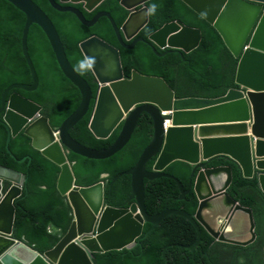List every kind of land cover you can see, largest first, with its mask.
Wrapping results in <instances>:
<instances>
[{"label": "water", "instance_id": "95a60500", "mask_svg": "<svg viewBox=\"0 0 264 264\" xmlns=\"http://www.w3.org/2000/svg\"><path fill=\"white\" fill-rule=\"evenodd\" d=\"M7 1L26 15L21 47L33 83L14 84L1 97L0 115H3V123L8 126L6 146H9L12 138L23 132L31 138L34 149L60 167L57 190L62 197H67L75 220L58 247L43 256L16 241L13 237L16 214L14 202L21 197L28 179L0 165V264H91L93 254L130 249L142 236L145 224L152 226V230L143 240L170 217L186 220L197 233V242L182 250L194 252L199 247L201 229L217 244L248 248L256 242L257 226L253 211L235 202L228 194L233 183L232 169L209 168L208 165L217 159L232 161L243 178L257 180L264 194V0H183L214 26L232 54L241 58L236 79L241 89L232 90L226 97L219 99L181 100L176 98L175 91L159 76L144 75L135 70L131 78L125 77L119 49L99 36H91L80 43L94 73V82L98 85L97 95L93 98L88 82L69 63L57 29L43 9L32 0ZM103 1L48 0L54 10L74 13L87 27L107 17L119 43L126 49H132L144 40V37L137 35L150 21V10L146 5L150 0H120L121 6L130 12L121 27L116 25L107 11H99L87 20L77 6L66 4L83 2V8L91 12ZM33 23L45 33L60 70L82 97L79 108L62 124L57 137L53 134L49 120L37 116L41 108L15 91L33 93L39 85L28 51V35ZM125 40L132 42L127 44ZM150 40L155 46L168 49L159 53L155 48L161 56L171 52V49L190 54L200 48L203 33L200 28L176 20L152 33ZM249 41L250 48L244 52ZM92 100L94 107L90 129L97 138L109 140L122 128L117 142L108 150L93 151L69 135V130L86 117ZM242 102L246 105L245 114L237 106ZM145 113L152 117L155 138L138 165L126 175L132 177V189L123 206L133 203L129 209L105 208L104 185L77 188L67 154L70 152L95 162L114 158L131 143ZM163 113L170 114L173 120L169 129L165 127ZM183 113H201L217 120L179 125L178 118ZM250 120L251 136H247V122ZM195 126H199L197 131ZM241 141H245L244 146L237 144ZM212 144H216L219 149L215 153L208 150ZM8 153L11 155L9 149ZM238 155H243V158ZM153 161L157 162L153 173H150L147 168ZM174 163L193 168L186 194L175 178L163 173ZM122 177H118L115 183ZM161 178L173 180L178 185L181 202L191 191L194 192L199 203L194 216L170 210L156 217L148 215L144 182ZM94 234L96 238L93 240L90 236ZM77 239L80 241L74 243ZM79 246H83L85 251Z\"/></svg>", "mask_w": 264, "mask_h": 264}, {"label": "trees", "instance_id": "16d2710c", "mask_svg": "<svg viewBox=\"0 0 264 264\" xmlns=\"http://www.w3.org/2000/svg\"><path fill=\"white\" fill-rule=\"evenodd\" d=\"M51 18L55 24L65 52L73 68L97 91L87 61L79 46L80 42L93 34L118 47L121 51L125 75L130 77L133 70L144 74L160 76L176 92L177 98L224 96L230 89L237 88L236 75L239 60L226 47L223 38L214 26L204 19L183 0H150L147 6L151 12L149 24L141 30L139 36L144 40L132 49L122 47L116 37L110 20L102 17L92 27L83 25L72 12L54 10L48 0H33ZM120 0H105L94 12H86L82 4L77 6L90 19L100 10L111 13L118 27L129 15V11L119 3ZM25 14L7 0H0V99L5 89L16 83H31V74L21 50ZM182 20L188 26L202 29L203 42L197 50L185 54L176 49L159 55L150 35L166 23ZM130 43V42H128ZM29 55L37 71L40 85L33 93L15 90L22 96L43 106V114L50 119L53 127L62 124L65 118L78 108L81 101L79 90L60 71L55 56L44 32L33 23L28 36ZM164 52V50H160ZM89 114L71 131V135L83 145L103 151L110 149L117 141L120 130L110 140L98 139L90 132ZM2 117L0 116V120ZM7 126L0 123V165L13 169L26 176L22 196L15 201L16 217L14 238L26 243L40 254L52 250L66 235L73 220L72 210L67 200L59 195L56 182L60 168L44 158L31 146V139L20 134L12 139L7 147ZM154 123L149 114H143L138 129L129 146L114 158L104 161H88L75 154L69 155L73 164V173L78 187L89 188L100 183L106 184V205L128 209V200L132 189V178L124 176L118 183L116 178L125 175L139 163L143 153L154 137ZM14 154V158L8 153ZM24 162L19 160L30 158ZM156 161L148 165L151 172ZM232 166L233 184L229 195L240 201L245 208L254 211L258 239L247 249L217 245L212 247L213 239L203 230L201 244L194 251L182 250L174 246L191 247L197 242V233L193 226L179 217L167 218L141 245L134 250L111 252L95 255L94 264H264V195L257 181L247 180L231 163L217 160L210 167ZM192 168L183 163H175L166 172L178 179L187 190ZM108 176L103 179V176ZM145 204L151 216H157L166 210L185 211L195 215L198 207L191 193L181 202L177 184L162 179L144 182ZM261 202L262 205H259ZM50 231H48V229ZM152 226L146 225L144 234ZM166 248V259L162 254ZM239 262V263H238Z\"/></svg>", "mask_w": 264, "mask_h": 264}, {"label": "clouds", "instance_id": "9594fccd", "mask_svg": "<svg viewBox=\"0 0 264 264\" xmlns=\"http://www.w3.org/2000/svg\"><path fill=\"white\" fill-rule=\"evenodd\" d=\"M33 1V0H32ZM105 1V0H104ZM103 1V2H104ZM9 2V1H8ZM103 2H101L93 11H91V12H94ZM11 3V2H10ZM119 3H120V1H119ZM12 4V3H11ZM67 5H74V6H77L78 4H82V7H83V2H78V3H71V2H69V3H66ZM38 5V4H37ZM121 5V4H120ZM147 5V4H146ZM15 6V5H14ZM39 6V5H38ZM51 6V5H50ZM16 7V6H15ZM40 7V6H39ZM78 7V6H77ZM17 8V7H16ZM41 8V7H40ZM79 8V7H78ZM139 8V6L138 7H136V9H138ZM149 8V7H148ZM18 9V8H17ZM42 9V8H41ZM80 9V8H79ZM84 9V8H83ZM126 9V8H125ZM20 10V9H19ZM81 10V9H80ZM85 11H86V9H84ZM21 11V10H20ZM81 11H83V10H81ZM100 11H105V10H100ZM129 11V10H128ZM86 12H88V11H86ZM91 12H88V13H91ZM97 12H99V11H97ZM96 12V13H97ZM108 12V11H107ZM95 13V14H96ZM110 13V12H109ZM83 14H84V12H83ZM94 14V15H95ZM111 14V13H110ZM129 14H130V12H129ZM93 15V16H94ZM26 16V15H25ZM84 16H85V14H84ZM112 16V15H111ZM129 16V15H128ZM77 17V16H76ZM50 18V17H49ZM85 18H86V16H85ZM51 19V18H50ZM87 20H90V19H92V17L90 18V19H88V18H86ZM114 19V18H113ZM127 19V18H126ZM150 19H151V12H150ZM205 19V18H204ZM115 21V20H114ZM176 21V20H175ZM25 22H26V20H25ZM53 22V21H52ZM125 22V21H124ZM123 22V23H124ZM150 22V21H149ZM173 22V21H172ZM116 23V22H115ZM54 24V23H53ZM149 24V23H148ZM147 24V25H148ZM55 25V24H54ZM117 25V24H116ZM122 26V25H121ZM56 27V26H55ZM162 28V27H161ZM195 28H197V27H195ZM57 29V28H56ZM114 29V28H113ZM201 29V28H200ZM159 30V29H158ZM202 30V29H201ZM57 32H58V30H57ZM141 32V31H140ZM139 32V33H140ZM156 32V31H155ZM58 34H59V32H58ZM23 35V34H22ZM44 35H45V33H44ZM29 36V35H28ZM59 36H60V34H59ZM91 36H99V35H96V34H93V35H91ZM90 36V37H91ZM139 36V34L137 35V37ZM46 37V36H45ZM90 37H88V38H90ZM100 37V36H99ZM143 37V36H142ZM87 38V39H88ZM150 38V37H149ZM47 39V38H46ZM60 39H61V37H60ZM103 39V38H102ZM86 40V39H85ZM118 40V39H117ZM48 41V40H47ZM84 41V40H83ZM224 41V40H223ZM82 42V41H81ZM80 42V43H81ZM119 42V41H118ZM125 42L127 43V44H130L131 42H132V40H125ZM128 42H130V43H128ZM152 42V41H151ZM203 42V41H202ZM49 43V42H48ZM153 43V42H152ZM225 43V42H224ZM111 44V43H110ZM120 44V43H119ZM112 45V44H111ZM121 45V44H120ZM153 45H154V48H157L158 49V51H159V53H164L166 50H168V49H163V48H159L158 46H155V44L153 43ZM226 45V44H225ZM49 46H50V44H49ZM64 46V45H63ZM79 46H80V44H79ZM114 46V45H113ZM116 47V46H115ZM227 47V46H226ZM51 48V47H50ZM81 48V47H80ZM118 48V47H117ZM228 48V47H227ZM250 48V41L247 43V45L245 46V48H244V52L246 51V50H248ZM64 49H65V47H64ZM119 49V48H118ZM21 50H22V47H21ZM52 50V49H51ZM156 50V49H155ZM160 50H164V52H161ZM228 50H229V48H228ZM28 51H29V48H28ZM81 51H82V49H81ZM119 51H120V49H119ZM179 51V50H178ZM230 51V50H229ZM53 52V51H52ZM157 52V51H156ZM171 52H172V49H171ZM182 52V51H181ZM231 52V51H230ZM22 53H23V50H22ZM66 53V52H65ZM83 53V52H82ZM158 53V52H157ZM158 53V54H159ZM170 53V52H169ZM232 53V52H231ZM54 54V53H53ZM168 54V53H167ZM84 55V54H83ZM120 55H121V51H120ZM160 55V54H159ZM236 59H238L239 60V65H240V62H241V58H237L234 54H232ZM30 56V55H29ZM66 56H67V54H66ZM164 56V55H163ZM23 57H24V55H23ZM85 57V56H84ZM31 58V57H30ZM68 58V57H67ZM25 59V58H24ZM86 59V58H85ZM69 60V59H68ZM26 61V60H25ZM32 61V60H31ZM87 61V60H86ZM121 61H122V55H121ZM33 63V62H32ZM70 63V62H69ZM58 64V63H57ZM71 64V63H70ZM87 64H88V67H89V69H90V71H91V75H92V77H93V83L95 84V82H94V79H95V76H94V73H93V71H92V68H91V66H90V64H89V62L87 61ZM34 65V64H33ZM72 66V65H71ZM35 67V66H34ZM73 67V66H72ZM122 68H123V71H124V67H123V62H122ZM74 69V68H73ZM238 69H239V66H238ZM238 69H237V73H238ZM75 70V69H74ZM136 70V69H135ZM135 70H133V72L135 71ZM35 71H36V69H35ZM61 71V70H60ZM76 71V70H75ZM138 71V70H137ZM62 72V71H61ZM77 72V71H76ZM138 72H140V71H138ZM36 73H37V71H36ZM78 73V72H77ZM140 73H142V72H140ZM63 74V73H62ZM79 74V73H78ZM142 74H144V73H142ZM64 75V74H63ZM80 75V74H79ZM124 75H125V71H124ZM132 75H133V73H132ZM132 75L129 77V78H131L132 77ZM144 75H148V74H144ZM37 76H38V74H37ZM65 76V75H64ZM81 76V75H80ZM152 76H155V75H152ZM82 77V76H81ZM125 77H127L126 75H125ZM160 77V76H159ZM66 78V77H65ZM82 78H84V77H82ZM38 79H39V77H38ZM85 79V78H84ZM236 79H237V75H236ZM68 80V79H67ZM86 80V79H85ZM165 80V79H164ZM69 81V80H68ZM87 81V80H86ZM166 81V80H165ZM88 82V81H87ZM167 82V81H166ZM33 83V81H32V79H31V83H29V84H26V83H16V84H23V85H31ZM72 84V83H71ZM88 84H89V82H88ZM237 84V83H236ZM14 85V84H13ZM39 85H40V80H39ZM39 85H38V87H39ZM96 85V87H97V91L95 92V94H94V92H93V89L91 88V90H92V93H93V98L97 95V92H98V85L97 84H95ZM10 86H12V85H10ZM10 86H8V87H10ZM89 86H90V84H89ZM170 86V85H169ZM7 87V88H8ZM91 87V86H90ZM171 87V86H170ZM6 88V89H7ZM172 88V87H171ZM5 89V90H6ZM38 89V88H37ZM173 89V88H172ZM239 89H241L240 87H239V85H238V87L237 88H232V89H230L224 96H222V97H218V98H206V97H190V98H200V99H219V98H223V97H226L228 94H229V92L230 91H232V90H239ZM174 90V89H173ZM4 93V92H3ZM3 93H2V95H3ZM176 93V92H175ZM17 94H19V93H17ZM20 96H22L21 94H19ZM2 97V96H1ZM23 98H25V99H27V100H29V101H31L33 104H35V105H37L38 107H40L41 108V110L37 113V116L39 117V118H47L48 120H49V124H50V126L52 127V131H53V134H54V136H59L60 135V132H59V129H60V127L62 126V124L79 108V106H78V108H76L72 113H70L66 118H65V120L62 122V124L60 125V126H58V127H53L52 125H51V123H50V119L48 118V117H46L44 114H43V106H41V105H39V104H37V103H35L34 101H32V100H30V99H28V98H26V97H24V96H22ZM82 98V97H81ZM176 98H177V95H176ZM177 99H180V98H177ZM182 99H189V98H182ZM181 100V99H180ZM80 103H81V101H80ZM80 105V104H79ZM0 107H1V99H0ZM93 107H94V100H92V102H91V105H90V108H89V111H88V113H87V115L89 114V112H90V118H89V123H88V127H89V130H90V132L93 134V132L91 131V129H90V124H91V119H92V112H93ZM86 115V116H87ZM1 117H2V119L0 120V123L2 122V124L3 125H5L4 123H3V115L1 114L0 115ZM163 116L166 118V120H165V127H166V129H169V128H171L172 127V119L170 118V114H166V113H163ZM127 118H128V116H127ZM32 122V120L29 122V123H31ZM247 124L249 125V133H248V135L247 136H251V126H252V120H250L249 122H247ZM77 125V124H76ZM75 125V126H76ZM5 126H7V125H5ZM74 126V127H75ZM74 127H72L70 130H69V135H70V137L73 139V140H75L77 143H79V144H81V145H83L82 143H80L79 141H77L75 138H73V136L71 135V133H70V131L74 128ZM196 127V131L198 130V127L199 126H195ZM7 129H8V126L6 127ZM24 130H25V128H24ZM23 130V131H24ZM120 130V135H121V132H122V128H119L117 131H119ZM9 131V130H8ZM116 131V132H117ZM154 132H155V128H154ZM20 134H24L23 132H21ZM19 134V135H20ZM18 135V136H19ZM25 135V134H24ZM94 135V134H93ZM115 135V134H114ZM113 135V136H114ZM120 135H119V137H120ZM17 136V137H18ZM27 136V135H26ZM112 136V137H113ZM94 137H96L95 135H94ZM111 137V138H112ZM118 137V138H119ZM16 138V137H15ZM15 138H12V139H15ZM30 138V137H29ZM97 138V137H96ZM110 138V139H111ZM154 138H155V133H154V137H153V140H154ZM11 139V140H12ZM31 139V138H30ZM99 139V138H98ZM109 139V140H110ZM11 140H10V142H11ZM118 140V139H117ZM133 140V139H132ZM117 142V141H116ZM153 142V141H152ZM151 142V143H152ZM115 145V144H114ZM113 145V146H114ZM151 145V144H150ZM149 145V146H150ZM31 146H32V140H31ZM83 146H85V145H83ZM112 146V147H113ZM129 146V145H128ZM148 146V147H149ZM86 148H89V147H87V146H85ZM147 147V148H148ZM32 148H33V146H32ZM127 148V147H126ZM34 149V148H33ZM65 148L63 147V150H64ZM91 149V148H90ZM34 150H36V149H34ZM36 151H38V150H36ZM93 151H95L94 149H93ZM39 152V151H38ZM10 153H11V151H10ZM40 154H41V152H39ZM71 153L69 152L68 154H67V160H68V163L69 164H71V167H72V163L70 162V160H69V155H70ZM144 154V153H143ZM42 155V154H41ZM11 156H12V158H14L15 156H14V154H12L11 153ZM43 156V155H42ZM143 156V155H142ZM44 158H46L45 156H43ZM26 159H28V160H30V161H32V159H31V157L30 158H24V159H21V160H19L20 162H24V161H26ZM47 160H49L48 158H46ZM141 160V159H140ZM217 160H225V161H227V162H229V163H231L232 165H234L236 168H237V166H236V164L235 163H233L232 161H230V160H228V159H217ZM217 160H213L211 163H213L214 161H217ZM50 162H52L51 160H49ZM157 162V161H156ZM156 162H155V165H156ZM53 164H55L54 162H52ZM211 163H209V165H208V167L209 168H214V167H210V165H211ZM175 164V163H174ZM56 165V164H55ZM138 165V164H137ZM155 165H154V168H155ZM173 165V164H172ZM172 165H170L169 167H171ZM56 166H58V165H56ZM4 167V166H3ZM59 167V166H58ZM168 167V168H169ZM218 167H230L231 169H232V174H233V168H232V166H218ZM6 168V167H5ZM60 168V167H59ZM154 168H153V170H154ZM167 168V169H168ZM166 169V170H167ZM11 170H13V169H11ZM72 170H73V168H72ZM133 170V169H132ZM131 170V171H132ZM148 170V169H147ZM153 170L150 172V173H153ZM166 170L163 172L165 175H167V176H171V175H169L167 172H166ZM192 170H193V168H192ZM237 170L240 172V170L237 168ZM13 171H15V170H13ZM17 172V171H16ZM60 172H61V169H60ZM149 172V171H148ZM192 172V171H191ZM18 173H20V172H18ZM129 173V172H128ZM241 173V172H240ZM21 175H23L24 177H26L24 174H22V173H20ZM74 174V173H73ZM59 175H60V173H59ZM59 175H58V178H59ZM127 175V173L125 174V175H120V176H126ZM75 176V175H74ZM119 176V177H120ZM241 176V175H240ZM108 176H103L102 178L103 179H106ZM122 177V178H123ZM130 177V176H129ZM171 177H173V176H171ZM242 177V176H241ZM58 178H57V181H58ZM121 178V179H122ZM132 178V177H131ZM173 178H175V177H173ZM190 178H191V176H190ZM243 178V177H242ZM76 179V178H75ZM117 179V178H116ZM120 179V180H121ZM162 179H165V178H161V179H156V180H162ZM176 179V178H175ZM245 179V178H244ZM255 178H253V179H247V180H254ZM119 180V181H120ZM167 180H169V179H167ZM177 181H178V183L179 184H181L182 185V187H183V190H184V193L186 194V193H188V191H189V186H187V190H185V188H184V186H183V184L178 180V179H176ZM256 180V179H255ZM173 181V180H172ZM257 181V180H256ZM146 182V181H145ZM153 182V181H152ZM149 183H151V182H149ZM100 184H103L104 185V187H105V208H111V207H109V206H107L106 205V184L105 183H100ZM233 184V183H232ZM99 185V184H98ZM189 185H190V182H189ZM24 186H25V183H24ZM76 186H77V183H76ZM95 186H97V185H95ZM95 186H93V187H95ZM145 186V185H144ZM178 186V185H177ZM232 186V185H231ZM9 187V186H8ZM259 187V186H258ZM77 188H80V189H87V188H81V187H78L77 186ZM89 188H92V187H89ZM8 189V188H7ZM56 189H57V182H56ZM260 189V188H259ZM23 190H24V187H23ZM229 190H230V188H229ZM179 191V190H178ZM260 191H261V189H260ZM57 192H58V190H57ZM229 192V191H228ZM262 192V191H261ZM59 193V192H58ZM180 193V192H179ZM191 193H193L194 194V192L193 191H191L190 192V194ZM23 194V193H22ZM229 194V193H228ZM263 194V193H262ZM59 195H60V193H59ZM180 195H181V193H180ZM264 195V194H263ZM22 196V195H21ZM61 196V195H60ZM230 196V195H229ZM62 197V196H61ZM188 196H186L185 197V200L184 201H186V198H187ZM231 197V196H230ZM63 198H65L66 200H67V204L69 205V207L71 208V210H72V214H73V220H72V223H71V226H72V224H73V222H74V220H75V216H74V212H73V209H72V207L70 206V203H69V201H68V199H67V197H63ZM182 198V195H181V197L179 198V201H180V199ZM232 198V197H231ZM19 199V198H18ZM17 199V200H18ZM233 199V198H232ZM192 200H196L195 199V194L193 195V197H192ZM234 200V199H233ZM16 201V200H15ZM197 201V200H196ZM235 202H237L238 204H240L241 206H242V203H241V200L240 201H236V200H234ZM133 203V202H132ZM132 203H130V206L132 205ZM198 203V202H197ZM14 204H15V202H14ZM198 205H199V203H198ZM16 208V207H15ZM245 208V207H244ZM112 209H114V208H112ZM121 209H123V208H121ZM129 209V208H128ZM197 209H198V207H197ZM249 209V208H248ZM117 210H120V209H117ZM252 210V209H251ZM168 211V210H167ZM170 211H175V210H170ZM253 211V210H252ZM183 212H185V211H183ZM197 212V211H196ZM148 213V212H147ZM164 213V212H163ZM187 213V212H186ZM162 214V213H161ZM188 214V213H187ZM196 214V213H195ZM149 215V214H148ZM160 215V214H159ZM253 215H254V211H253ZM149 216H151V215H149ZM158 216V215H157ZM190 216H194V215H190ZM15 217H16V214H15ZM151 217H153V216H151ZM154 217H156V216H154ZM254 220H255V215H254ZM255 223H256V220H255ZM14 224H15V221H14ZM147 224H145L144 225V227H143V234H142V236L138 239V240H136L135 242H134V246L132 247V248H130V249H125V250H128V251H131V250H134L136 247H138L139 246V244L142 242V241H144L143 240V238L145 237V235L147 234H144V228H145V226H146ZM71 226L69 227V229H68V232H69V230H70V228H71ZM256 226H257V224H256ZM50 229L51 228H49L48 229V231H50ZM152 230V229H151ZM150 230V231H151ZM201 230H203V229H201ZM256 230H257V228H256ZM149 231V232H150ZM204 231V230H203ZM68 232L66 233V235L61 239V241L52 249V250H50V251H48V252H51V251H54L57 247H58V245L64 240V238L67 236V234H68ZM148 232V233H149ZM256 235H257V233H256ZM13 237H14V232H13ZM90 238L91 239H95L96 238V234H94V235H92V236H90ZM15 239V238H14ZM257 239H258V235H257ZM16 240V239H15ZM17 241V240H16ZM77 241H80V239H77L74 243H76ZM257 241V240H256ZM19 242V241H18ZM20 243H23V244H25L27 247H29L26 243H24V242H20ZM73 243V244H74ZM201 244V243H200ZM255 244V243H254ZM253 244V245H254ZM217 245H223V246H228V247H235V248H241V249H247V247L246 248H242V247H237V246H232V245H226V244H217V243H215V241L213 240V245H212V247H214V246H217ZM252 245V246H253ZM114 246H116L117 247V245L115 244ZM113 246V247H114ZM80 247V249L81 250H83V251H85V249L83 248V246H79ZM175 248H180V249H187V248H190V247H184V246H174ZM192 247V246H191ZM251 247V246H250ZM30 249H32L34 252H36V253H38V254H40L39 252H37V251H35L33 248H31V247H29ZM249 248V247H248ZM169 248H166L165 250H164V252H163V254L168 250ZM122 251H124V250H122ZM122 251H111V252H122ZM48 252H46V253H48ZM111 252H107V253H102V254H93L92 255V259H90V263L91 264H94V256L95 255H105V254H108V253H111ZM46 253H44V254H40L41 256H43V255H45ZM163 254H162V257H163ZM263 258H264V248H263ZM165 259H166V257H165ZM164 259V260H165ZM239 263V262H238Z\"/></svg>", "mask_w": 264, "mask_h": 264}, {"label": "bare ground", "instance_id": "6f19581e", "mask_svg": "<svg viewBox=\"0 0 264 264\" xmlns=\"http://www.w3.org/2000/svg\"><path fill=\"white\" fill-rule=\"evenodd\" d=\"M239 108V111L243 114L247 113L246 110V105L244 102L240 103L237 105ZM245 118V116H244ZM179 125H184V124H198V123H202L204 121L210 120H217L216 118H214L213 116H207L205 114H201V113H183L179 118ZM237 144H242L243 146L245 145V141H241V142H237ZM209 152L210 153H215L217 152L219 149L217 147L216 144H212L209 147ZM238 157L243 158V155H238Z\"/></svg>", "mask_w": 264, "mask_h": 264}, {"label": "rangeland", "instance_id": "374dc122", "mask_svg": "<svg viewBox=\"0 0 264 264\" xmlns=\"http://www.w3.org/2000/svg\"><path fill=\"white\" fill-rule=\"evenodd\" d=\"M259 205H262L261 202H259ZM233 263H234V258L231 257V258L229 259V264H233Z\"/></svg>", "mask_w": 264, "mask_h": 264}]
</instances>
